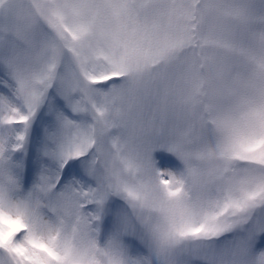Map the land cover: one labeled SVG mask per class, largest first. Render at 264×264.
<instances>
[{
    "label": "snow or ice",
    "instance_id": "snow-or-ice-1",
    "mask_svg": "<svg viewBox=\"0 0 264 264\" xmlns=\"http://www.w3.org/2000/svg\"><path fill=\"white\" fill-rule=\"evenodd\" d=\"M0 264H264V0H0Z\"/></svg>",
    "mask_w": 264,
    "mask_h": 264
}]
</instances>
